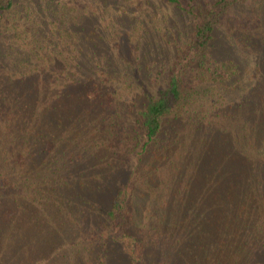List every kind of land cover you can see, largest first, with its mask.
<instances>
[{
  "label": "trees",
  "instance_id": "16d2710c",
  "mask_svg": "<svg viewBox=\"0 0 264 264\" xmlns=\"http://www.w3.org/2000/svg\"><path fill=\"white\" fill-rule=\"evenodd\" d=\"M20 1L0 0V37H33L5 50L24 71L0 56V240L14 264H264V13L126 0L107 16L77 0L20 18ZM111 19L129 41L99 32Z\"/></svg>",
  "mask_w": 264,
  "mask_h": 264
},
{
  "label": "rangeland",
  "instance_id": "374dc122",
  "mask_svg": "<svg viewBox=\"0 0 264 264\" xmlns=\"http://www.w3.org/2000/svg\"><path fill=\"white\" fill-rule=\"evenodd\" d=\"M69 1H74V2H80L77 0H21L18 3V6L15 8V12H18V16L20 17L21 13H24L23 11L25 9L28 10H36L39 11V9H42L44 7H49V8H57L60 9L59 6H61L62 4H67V2ZM95 5L94 6H89V7H84L83 11L86 12H91L96 13L97 15L99 13H101L102 15L106 14L107 16L110 15V9L105 8V6L107 5H112L116 2H120L122 4H129V1L126 0H94ZM140 0H132L131 4L133 5V7L129 8L130 10L135 9V5L137 6V2H139ZM155 4H157V0H153ZM203 2H211L212 0H201ZM72 3V2H71ZM48 4V5H46ZM142 8H145L147 5L144 3V1L142 0ZM107 5V6H108ZM69 7H71V5H68ZM106 6V7H107ZM168 9H164L163 13H165V11ZM240 17L241 18H245L247 19L248 17H251L250 19H255L254 17H258L256 16V13L263 15L264 13V2H257L255 0H243L242 6H241V10H240ZM63 13L70 15L72 12H78V9L76 8H68V9H64L62 10ZM85 12V13H86ZM168 13V17L170 18L169 20H172V23L175 25V27L177 29H179L178 31H186L188 32L190 30V25L189 22L187 21V19H184L183 21L179 19V17H176L175 13H172L171 11H166ZM162 11L160 12H156L153 14V17L158 20V17H160L162 14ZM131 17H134L133 14H131ZM253 17V18H252ZM21 18V17H20ZM250 19H248L250 21ZM143 20V18H142ZM46 23H51L50 21H47ZM104 24H106V26H99V32L103 35H108V32L106 30V27L110 28V29H115L116 33L120 36V39L117 38V41H124L125 39H127L129 41V38H127V36L124 34L125 31H123V28L121 26V24L116 21L111 19L110 21H108L107 23L104 22ZM7 28H12L10 25L6 26ZM89 27H92V25L85 27L84 30H87ZM169 27V26H168ZM167 26H164L163 28H165V30H167L168 28ZM9 30V29H8ZM177 31V33H178ZM7 33H5L3 36H1V42H0V56L4 55L6 52L5 50H8L10 48L13 49V53L17 52L19 49H24V50H28V43L29 41L33 40L32 37V30L30 29H25L23 31V33L18 34V37L15 35L13 36V29L6 31ZM171 33V32H170ZM177 33H174L175 35H177ZM137 35V33H135ZM222 32H217L216 33V38H220ZM182 35V34H181ZM17 38H23L21 43H16L13 44V40ZM141 40H143V37L141 36ZM220 46L219 43L213 44V47L215 48L213 53H215V51H218L220 48L218 47ZM12 52V51H11ZM172 53H169L167 51L164 50V52H158L155 55H147L145 57V60H143V66L144 65H149L146 67H149L147 70H143L144 73L146 75H148L149 73H151L152 71L155 70V68L159 65V66H163L164 64H166L172 57H171ZM6 55V54H5ZM1 58V57H0ZM8 58H11L8 59ZM5 60L8 61V67L11 70L12 73H17L18 71L25 70L26 64L23 63H18L19 61L16 58H12L10 54L6 55ZM257 63H259V65L263 66L264 69V56L259 57L256 61ZM245 66H247L245 64ZM244 66V67H245ZM246 68V67H245ZM17 76V75H16ZM3 245L5 246V248H8L7 252L5 254H1L0 256V264H14V254L15 252L12 251L11 248V244H10V240H6V239H1L0 240V246ZM2 246V247H3ZM264 261V259L262 260Z\"/></svg>",
  "mask_w": 264,
  "mask_h": 264
}]
</instances>
